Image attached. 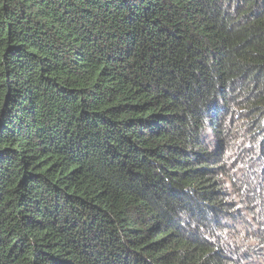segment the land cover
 I'll use <instances>...</instances> for the list:
<instances>
[{
	"label": "trees",
	"instance_id": "1",
	"mask_svg": "<svg viewBox=\"0 0 264 264\" xmlns=\"http://www.w3.org/2000/svg\"><path fill=\"white\" fill-rule=\"evenodd\" d=\"M0 264H264V0H0Z\"/></svg>",
	"mask_w": 264,
	"mask_h": 264
},
{
	"label": "rangeland",
	"instance_id": "2",
	"mask_svg": "<svg viewBox=\"0 0 264 264\" xmlns=\"http://www.w3.org/2000/svg\"><path fill=\"white\" fill-rule=\"evenodd\" d=\"M248 162L250 163L251 160H248ZM230 164L233 165V164H236V162H235V163H230ZM237 166H238V165H236V170H235L234 172H235V173H238V172L240 173V172H242V170H238V171H237V168H238ZM233 174H234V173H233ZM237 182H238V181H237ZM242 209H243V207H242ZM241 227H242V228H245V225H241Z\"/></svg>",
	"mask_w": 264,
	"mask_h": 264
}]
</instances>
